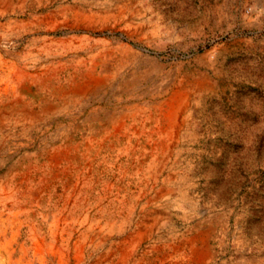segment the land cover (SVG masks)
Here are the masks:
<instances>
[{"label":"rangeland","instance_id":"rangeland-1","mask_svg":"<svg viewBox=\"0 0 264 264\" xmlns=\"http://www.w3.org/2000/svg\"><path fill=\"white\" fill-rule=\"evenodd\" d=\"M0 47V264H264V0H0Z\"/></svg>","mask_w":264,"mask_h":264},{"label":"bare ground","instance_id":"bare-ground-1","mask_svg":"<svg viewBox=\"0 0 264 264\" xmlns=\"http://www.w3.org/2000/svg\"><path fill=\"white\" fill-rule=\"evenodd\" d=\"M94 1V0H93ZM80 2V1H79ZM92 2V1H91ZM87 3V2H86ZM65 4V3H64ZM89 4V3H88ZM94 4V3H93ZM92 4V5H93ZM109 4V3H108ZM63 5V4H62ZM84 5V4H83ZM75 6V5H74ZM97 6V5H96ZM66 8V7H65ZM116 9V8H115ZM90 10V9H89ZM70 12V11H69ZM6 15V14H5ZM4 15V16H5ZM20 15V14H19ZM22 16V15H21ZM82 17V16H81ZM2 19V18H1ZM4 19V18H3ZM88 19V18H87ZM19 20V19H18ZM24 21H26V20H24ZM20 22V21H19ZM55 22V21H54ZM57 22V21H56ZM65 24V23H64ZM94 27V26H93ZM86 30V29H85ZM123 30V29H122ZM128 30V29H127ZM105 31V30H104ZM52 32V31H51ZM61 32V31H60ZM64 32V31H63ZM76 32V31H75ZM125 32V31H124ZM127 32V31H126ZM59 33V32H58ZM123 33V32H122ZM131 33V32H130ZM27 34V33H26ZM36 34V33H35ZM38 34V33H37ZM47 34H49V33H47ZM113 34V33H112ZM124 34V33H123ZM61 35V34H60ZM94 35V34H93ZM111 35V34H110ZM52 36V35H51ZM28 37V36H27ZM110 38V37H109ZM112 39V38H111ZM4 44H5V42H3ZM2 43V44H3ZM12 43V42H11ZM53 43V42H52ZM10 44V43H9ZM23 44V43H22ZM6 46V45H5ZM130 46H132V45H130ZM20 47V46H19ZM128 47H129V45H128ZM1 48V47H0ZM10 48H12V47H10ZM99 49V48H98ZM11 50V49H10ZM6 53V52H5ZM21 53V52H20ZM7 54H8V52H7ZM109 54V53H108ZM7 56V55H6ZM14 57V56H13ZM98 57H100V56H98ZM15 58V57H14ZM112 58H113V56H112ZM16 60V59H15ZM18 60V59H17ZM66 60V59H65ZM101 60V59H100ZM41 62V61H40ZM19 63H21V62H19ZM38 63V62H37ZM44 65V64H43ZM56 66V65H55ZM96 66V65H95ZM104 66V65H103ZM7 67V66H6ZM28 69V68H27ZM11 70V69H10ZM109 70V69H108ZM2 71V70H1ZM7 72V71H6ZM11 72V71H10ZM102 72V71H101ZM102 74H104V73H102ZM104 76V75H103ZM142 76V75H141ZM105 77V76H104ZM106 79V78H105ZM103 80V79H102ZM136 85V84H135ZM136 86H138V85H136ZM130 94V93H129ZM103 95V94H102ZM86 99V98H85ZM88 100V99H87ZM187 106H189V105H187ZM182 109V108H181ZM62 112V111H61ZM109 112V111H108ZM164 117V116H163ZM66 118V117H65ZM61 125V124H60ZM100 125V124H99ZM63 126V125H62ZM151 128V127H150ZM17 134V133H16ZM176 138V137H175ZM173 139V138H172ZM18 146V145H17ZM162 198V197H161ZM167 200V199H166ZM170 202V201H169ZM163 204V203H162ZM169 204V203H168ZM167 210V209H166ZM15 222V221H14ZM11 230V229H10ZM124 230V229H123ZM132 230V229H131ZM202 231V230H201ZM198 234V233H197ZM1 235V234H0ZM112 238V237H111ZM201 238H203V237H201ZM91 239V238H90ZM123 239V238H122ZM200 239V238H199ZM13 240V239H12ZM191 240V239H190ZM40 241H41V239H40ZM109 241V240H108ZM92 242V241H91ZM101 242H102V239H101ZM6 244V243H5ZM33 244V243H32ZM185 244V243H184ZM38 245V244H37ZM44 245H45V243H44ZM54 247V246H53ZM41 248V247H40ZM82 249V248H81ZM13 250V249H12ZM35 250H37V249H35ZM176 250V249H175ZM24 251V250H23ZM38 251V250H37ZM36 251V252H37ZM43 251V250H42ZM35 252V251H34ZM81 252V251H80ZM41 253V252H40ZM176 253H178V252H176ZM51 254V253H50ZM192 254V253H191ZM47 255V254H46ZM54 255V254H53ZM50 256H52V255H50ZM56 256V255H55ZM54 256V257H55ZM91 257V256H90ZM192 257H194V256H192ZM79 258H80V256H79ZM54 260V259H53ZM16 261V260H15ZM19 261V260H18ZM74 261V260H73ZM72 261V262H73ZM87 261V260H86ZM90 261V260H89ZM53 264H54V262H53Z\"/></svg>","mask_w":264,"mask_h":264}]
</instances>
